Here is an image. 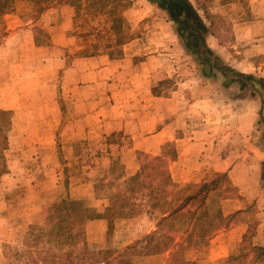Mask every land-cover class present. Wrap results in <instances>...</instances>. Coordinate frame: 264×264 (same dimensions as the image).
Segmentation results:
<instances>
[{
	"label": "crops",
	"instance_id": "crops-1",
	"mask_svg": "<svg viewBox=\"0 0 264 264\" xmlns=\"http://www.w3.org/2000/svg\"><path fill=\"white\" fill-rule=\"evenodd\" d=\"M180 1L129 0L112 20L114 37L106 45L71 56L73 49L87 50L76 41L77 15L99 0H0V109H15L30 73L37 82L32 96L49 98L48 113L61 111L56 99L62 97L66 108L75 107V122L95 115V127L113 137L96 144L122 149L115 157L99 153L109 162L98 179L104 188L95 178L74 187L77 205H67V213L86 208L99 214L87 220V235L107 231L111 207L124 201L117 195L128 193L130 178L157 156L164 157L168 173L147 189L156 198L149 203L141 193L130 197V205L143 200L163 208L155 228L175 208L173 194H189L208 174L225 175L245 193L246 178L258 174L250 161L264 148V0H183L201 25L186 10L177 13ZM158 6L159 26L152 16ZM259 161L263 176L264 157ZM219 190L207 193V209L219 205L224 217L242 212L226 209L242 202L231 204L227 191ZM227 223L208 238L213 261L239 253L248 224ZM183 237L175 236L174 243ZM170 250L162 260L156 250L143 258L166 264Z\"/></svg>",
	"mask_w": 264,
	"mask_h": 264
},
{
	"label": "rangeland",
	"instance_id": "rangeland-1",
	"mask_svg": "<svg viewBox=\"0 0 264 264\" xmlns=\"http://www.w3.org/2000/svg\"><path fill=\"white\" fill-rule=\"evenodd\" d=\"M120 3L124 4L125 0L113 3L99 0L97 6L81 8L75 24V36L78 44L87 45V50L73 49L71 56L95 52L96 45H106L114 37L112 20L117 19V15L121 13L123 5ZM158 8L159 10L152 11V16L157 17L154 24L159 26L162 24L160 20L163 15L162 7ZM35 83L32 81V74L24 75L20 87L26 94L17 100L15 109H11L13 116L12 126L8 131L9 145L4 150L8 170L0 175V264H33V261L35 264H43L44 256L57 253L60 250L57 242L64 238L65 226L62 224L70 217L67 205H77L78 193H75L74 187L85 179L90 181L95 178L98 183V179L107 172L109 162L99 153H112L115 157L122 150L115 145L109 147L96 144L98 140L104 139L102 136L108 139L113 137L102 135L95 127V115L75 122V107L66 108L62 97L56 99L61 105V111L58 110V114L48 113L49 98L37 99L32 96ZM247 118L252 119L251 116ZM80 126H85L86 129L78 128ZM80 141H89V144L80 145ZM261 157H264V148L262 153H257L253 160H249L250 169L258 174L250 179L246 178V193L231 185L225 176L215 173L207 175L208 180H218L219 191H227L225 196L231 199V204L237 199L242 202H236L241 205H226V209L232 211L240 207L242 212H232L225 219L216 218L215 222H220V226L214 228L216 233H221L225 231L223 227L228 224V220L232 223L247 222L238 255L213 261L208 258L213 244L204 242L184 251L185 264H264V175L260 173ZM114 164L117 168L121 163L115 161ZM98 185L103 186V182L99 181ZM87 196L91 197L92 194ZM184 196L183 193L173 194L171 200L174 205L171 206H177L175 204ZM137 198L139 199L138 195ZM144 202L142 200L140 205H124L127 216H110L107 231L94 234L89 232V246L93 249L117 251L127 248V245L134 246L129 250L144 252L153 249L160 252L161 260L163 252L170 248L168 256L165 257L167 264L175 249V236H185L188 233V217L174 219L172 225L164 231L172 233L163 234V223L160 228H155L163 208L156 209V206L148 205L150 201L145 204ZM218 206L210 205L209 212L217 214ZM129 207L133 210L129 211ZM66 215L68 217L65 218ZM145 254L149 253L131 255V264H159V261L143 258Z\"/></svg>",
	"mask_w": 264,
	"mask_h": 264
},
{
	"label": "trees",
	"instance_id": "trees-1",
	"mask_svg": "<svg viewBox=\"0 0 264 264\" xmlns=\"http://www.w3.org/2000/svg\"><path fill=\"white\" fill-rule=\"evenodd\" d=\"M125 1L126 2L123 6L129 4V0ZM176 5L177 13L181 10H186L189 14H192L196 22L201 25L197 13L189 2L181 0L180 2H176ZM12 113L11 109H0V175L8 170L4 150L9 145L8 131L12 126ZM167 173V162L162 156H157L144 162L141 167V174L130 178L129 184L131 188H128V193L121 196L117 195V199L122 198L124 201L121 202V205H113L110 210L111 214L109 215L120 214L122 216H127L128 213L127 211H124V205H130V197H135L140 193L145 195V197L148 198V201L156 198L150 190L147 189H150L151 181L166 176ZM217 175L225 176L221 173H218ZM217 187H219V185L216 178L197 184L189 194L182 198L181 202L173 208L169 215L163 217L158 222V228H160L162 226L161 223H163V231H165L172 225L171 223L174 219L178 220L184 219V216L188 217L187 224L189 225L186 228L188 229V233H186L182 240L176 242L171 260L169 259L167 264H185L184 251L190 247L199 245L200 243L208 242L209 236L216 231L214 228L220 226V222L219 224L216 223L215 219L218 217L225 219L221 212L211 214L204 205L207 193L211 189ZM132 210L133 209L129 207V211ZM96 215L99 214L90 213L86 208L72 209L69 219L62 224L65 226L64 238L57 242V246L60 250H58L57 253L44 256L42 259L43 264H131V255L152 253L154 251L153 249L144 252L141 250L136 251L135 249L129 250L132 247L134 248L132 245L120 251L91 248L87 241L86 222L89 218H93ZM110 216H108L109 225L111 220ZM206 220L209 221L206 223ZM33 264H35L34 261Z\"/></svg>",
	"mask_w": 264,
	"mask_h": 264
},
{
	"label": "water",
	"instance_id": "water-1",
	"mask_svg": "<svg viewBox=\"0 0 264 264\" xmlns=\"http://www.w3.org/2000/svg\"><path fill=\"white\" fill-rule=\"evenodd\" d=\"M154 1H157V2L161 3V2H163L164 0H154Z\"/></svg>",
	"mask_w": 264,
	"mask_h": 264
}]
</instances>
